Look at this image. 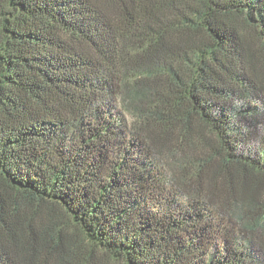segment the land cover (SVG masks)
<instances>
[{
    "label": "trees",
    "instance_id": "1",
    "mask_svg": "<svg viewBox=\"0 0 264 264\" xmlns=\"http://www.w3.org/2000/svg\"><path fill=\"white\" fill-rule=\"evenodd\" d=\"M0 264H264V0H0Z\"/></svg>",
    "mask_w": 264,
    "mask_h": 264
}]
</instances>
